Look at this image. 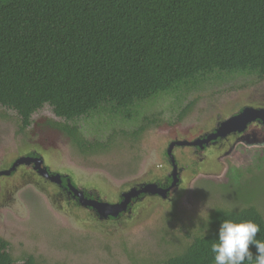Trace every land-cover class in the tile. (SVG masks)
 <instances>
[{"label":"trees","instance_id":"trees-1","mask_svg":"<svg viewBox=\"0 0 264 264\" xmlns=\"http://www.w3.org/2000/svg\"><path fill=\"white\" fill-rule=\"evenodd\" d=\"M229 79L241 81L236 89L264 80V0H0V118L14 112L21 133L33 124L62 133L84 157L115 136L135 144L155 128L181 123L197 96L185 99ZM165 96L178 102L167 108L177 110L171 121L152 109ZM44 106L63 121L32 119ZM96 113L121 125L108 124L103 142L87 140L77 125ZM30 147L26 155L36 153ZM263 167L230 166L227 184L242 191ZM67 173L63 182L75 184ZM240 196L244 204L213 206L197 228L192 224L175 237V248L151 261L138 262L144 253L132 256L122 246L132 264H214L211 245L222 220L255 222L257 240L264 242L262 212ZM8 245L0 237V264H42L31 254L13 257ZM250 251L255 257L254 245Z\"/></svg>","mask_w":264,"mask_h":264},{"label":"rangeland","instance_id":"rangeland-1","mask_svg":"<svg viewBox=\"0 0 264 264\" xmlns=\"http://www.w3.org/2000/svg\"><path fill=\"white\" fill-rule=\"evenodd\" d=\"M237 83L241 81L229 79L203 85L184 100L187 103L197 96L181 123L155 128L144 134L139 143L133 141L135 144L115 136L102 146V151L85 157L76 153L62 133H44L35 124L23 133L18 132L14 112H5L6 116L0 118V170L26 155L27 146L37 153L42 148L46 156L40 154L50 169L72 172L78 185L95 190L103 201L114 202L134 182L161 177L170 171L162 150L171 139H194L239 106H264V80L236 89L233 86ZM175 102L176 96H165L152 109L161 110L163 120L171 121L177 110L167 108L170 105L177 108ZM101 115L96 113L93 118L77 122L80 133L91 142H103L108 137L111 131L108 124L121 127L115 119ZM45 118L63 121L47 106L32 116L38 121ZM221 149V157L211 155L213 149L197 154L184 147L175 153L178 164L184 167L181 172L184 181L180 185L183 193L173 208L175 217L174 212L170 214L172 205L155 197L138 201L130 213L123 212L117 219L99 218L96 212L65 202L60 189L38 178L30 167L22 166L11 175L0 176V236L9 242L8 250L13 257L31 254L42 264H132L126 253L128 248L132 256L133 252L144 253V257L136 259L138 262L151 261L152 255L158 256L166 247L175 248V237L182 236L192 224L197 228L201 214L213 206L244 204L246 200L240 195L249 197L264 217V167L245 183L242 191L237 185H221L228 165L241 170L264 165V160L257 163L259 157L264 158L263 132L252 130L239 140L228 139ZM22 169L26 171L24 176L20 175ZM170 239L169 243L164 242Z\"/></svg>","mask_w":264,"mask_h":264},{"label":"flooded vegetation","instance_id":"flooded-vegetation-1","mask_svg":"<svg viewBox=\"0 0 264 264\" xmlns=\"http://www.w3.org/2000/svg\"><path fill=\"white\" fill-rule=\"evenodd\" d=\"M247 106L253 107L255 109L264 108V106H260V105H243L241 108L238 107L235 111L231 112V114H229L228 117L218 119L216 121V124L213 127L209 128V131L206 130L203 133L196 135L194 139H192L193 137L183 138V139H177V138L171 139L168 142L167 146L162 150L163 158H166L169 164V167H170V171L161 177L155 176L145 181L134 182L128 187V189L121 191V193L117 197V200L114 202H110V203H116V202H121L122 200H124V208H122V210L117 215L120 216L121 213L123 212H125V214L130 213V211H132L133 208H135L134 206L135 203L143 200L144 198L158 197L159 199H162L163 201L167 202L168 205L169 204L172 205V210L170 211V214L172 216L174 212L173 208L175 207V203L177 202V199L183 193L182 192L183 189L180 187V185L184 181L183 178L181 177L182 176L181 172L184 170V167L178 164V161H177L178 159H176L175 153H177V151L181 148L190 147L193 149L194 153H197V154H200L201 152H204V151H208L209 149H213L214 151H211L210 154L214 156L218 154V157H221L222 154H219V153L221 152L222 150L221 147L225 144L226 140L228 139L235 140L237 138L239 140V138H241L245 134L247 135L252 130L258 133L263 132V135H264V120H262L261 118H255L253 120H250L249 122L246 123V125L241 130H235L232 132L228 131L227 133L224 131H220L221 134H218L216 132L217 129H220L223 126V123L227 119L238 115L240 111L244 107H247ZM192 141H194L195 143L191 144ZM29 156L42 158V155L37 152ZM19 157H17L16 159H18ZM259 158L257 160V163L259 162ZM15 160L10 162L8 166L4 167L6 169L0 170V176L11 175L22 166L27 167V168L30 167L29 169L31 170V172L35 173L37 177L42 178L47 183L50 182L51 184L55 185L58 189H60L62 199H64L65 197V200H64L65 202L73 204L77 207H83L89 211L97 213L96 209L93 208L92 206H89V205L84 206L83 204H81L79 201V198L75 196L76 193L73 189L75 188L78 191H81L84 198L89 201H94V200L103 201L99 197L98 193L95 192V190L94 191L88 190L84 186L78 185L76 181H75V184H72L73 188L69 187L68 182L66 181L63 182V178L67 177V175L69 174L59 169H55V170L50 169L49 168L50 166L44 163L43 158H42L41 166L46 167L50 176L58 174L61 180L60 184L50 181L48 177H43L42 175L40 176L38 172L36 171V169L34 168L35 165L33 162H30L28 164L21 163L18 166H15V165L13 166ZM229 167L230 165H228L227 168H225V171L223 174L225 175L226 173L225 182L221 183V185H224L228 183L229 181V177L227 176ZM2 171L3 173H1ZM5 171H8V172H5ZM192 171L196 172V170L194 169ZM25 172H26L25 169H22L20 172V175L24 176L26 174ZM27 176L29 177V175ZM129 191L130 193L128 194V198H126L124 194L128 193ZM117 215H115L114 217H116ZM97 216L100 218V215L98 213H97ZM175 216H176V213L174 212V217ZM107 218H111V217L108 216Z\"/></svg>","mask_w":264,"mask_h":264},{"label":"clouds","instance_id":"clouds-1","mask_svg":"<svg viewBox=\"0 0 264 264\" xmlns=\"http://www.w3.org/2000/svg\"><path fill=\"white\" fill-rule=\"evenodd\" d=\"M259 231V225L251 220H222L211 245L214 264H245L253 259L255 264H264V242L257 240ZM250 245L256 248L255 257Z\"/></svg>","mask_w":264,"mask_h":264},{"label":"water","instance_id":"water-1","mask_svg":"<svg viewBox=\"0 0 264 264\" xmlns=\"http://www.w3.org/2000/svg\"><path fill=\"white\" fill-rule=\"evenodd\" d=\"M255 118H261L262 120H264V108L255 109L253 107H248V106L244 107L238 115L227 119L223 123V126L220 129H217L216 132L218 134H221L220 131H224L227 133L228 131L232 132L235 130H241L246 125L247 122ZM194 143L195 142L192 141L191 144H194ZM30 162L34 163L35 165L34 168L36 169V171L38 172L40 176L42 175L43 177H48L50 181L60 184L61 180L58 174L50 176L46 167L41 166V163H42L41 157H32L29 155L20 156L18 159L15 160L13 166L14 165L18 166L21 163L28 164ZM5 172H8V171H5ZM1 173H3V171ZM67 182H68L69 187L73 188L72 184L69 181ZM73 190L76 193L75 196L79 198L80 203L83 204L84 206L89 205L95 208L97 213L100 215V217L115 216L122 210V208H124V200H122L121 202H116V203H108V202L100 201V200L89 201L84 198L81 191H78L75 188ZM129 193L130 191L124 194V196L128 198Z\"/></svg>","mask_w":264,"mask_h":264}]
</instances>
